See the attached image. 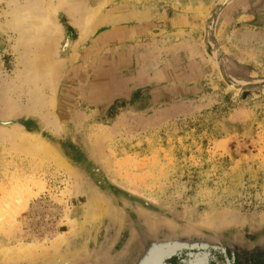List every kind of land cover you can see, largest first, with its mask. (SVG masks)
<instances>
[{"label": "rangeland", "instance_id": "374dc122", "mask_svg": "<svg viewBox=\"0 0 264 264\" xmlns=\"http://www.w3.org/2000/svg\"><path fill=\"white\" fill-rule=\"evenodd\" d=\"M28 1L0 0V264H103L124 238L114 261L135 237L132 215L154 232L206 237L142 234L146 264L184 247L198 249L186 264H207L229 241H262L264 0H101V24L81 41L73 16L95 0H48L64 64L60 132L47 108L29 109V33L11 24ZM117 8L127 24L111 25ZM26 136L49 155L16 150Z\"/></svg>", "mask_w": 264, "mask_h": 264}, {"label": "bare ground", "instance_id": "6f19581e", "mask_svg": "<svg viewBox=\"0 0 264 264\" xmlns=\"http://www.w3.org/2000/svg\"><path fill=\"white\" fill-rule=\"evenodd\" d=\"M64 1L68 2L69 4L73 2V0H63V2ZM49 5L50 4L48 0H29L27 4H25L24 6H21V7L18 6V7L13 8L11 24L14 28H18V31L20 33L19 37H21V35H24L25 34L24 32L29 33L24 43L23 41L20 42V43H23V46L25 47L26 51L24 49L23 50L27 52V56H29L28 58L22 59L25 56L23 54V57L21 58V63L25 66V70H24L25 77L24 78L26 79V82L31 83L33 85V86L31 85V87L33 88L30 91V96H31L30 106L31 107H29V109L33 110L35 108H38V107L40 108L42 106L44 108H47L48 109L47 114L49 112L48 115H50L51 117L53 116L52 121L50 123L51 126L54 127L55 131L60 132L62 129V125L60 124L59 119L56 117L53 110H54V107H56L55 106L56 86H57V82H59L58 79L61 77L64 64H63V61L57 60L54 58V56H56L55 54H56L57 47H58V39H59L58 33L59 32L56 31L55 25L53 23V19L50 15V12L53 10H51L48 14ZM103 5H104L103 1L95 0L93 1L92 6L89 7L90 9L88 8V11L86 12L83 11V13L79 14V17H78V14L76 18L75 16H73V22L77 24V26L80 29V33H81L80 41L85 36H87L88 33H91V31H94L101 24L99 15H100V9L102 8ZM70 10L72 13L75 12V10L77 11V9H74V7H71ZM20 43H18V45H20ZM34 49L35 51H33ZM40 80L41 81L44 80L43 85H41L42 82ZM39 81H40V84L38 83ZM45 85L46 87H48L50 94L43 93L44 89H42L43 88L42 86H45ZM21 138L22 137H20V139ZM16 150H19V152L25 151V152H28V154L31 153L34 155H46V156L49 155V149L47 148L45 143L40 142L39 140H31L27 136L23 138V141L17 146ZM53 160L56 162L58 166L64 167L65 168L64 170H66L67 172H70L69 168L66 167L68 164L65 165L66 164L65 161L63 162V160L61 161L55 157L53 158ZM47 161H48V158H47ZM76 192H79V189H76ZM91 196H89L88 201L84 206L85 213L91 212L97 206L95 197L94 196L91 197ZM76 213L77 212L75 211V209L70 211V214H71V215L69 214L70 218L71 217L77 218ZM93 216H96V215L93 214ZM70 222H72L70 223V228L74 229L76 223L75 222L73 223V221H70ZM58 236L59 238H57ZM57 237H56L57 240L55 241L53 245V247L55 248H58V246H60V244L65 239H67V237L69 236L66 232H63L62 234L57 235ZM30 249L31 248L29 247L28 251ZM16 256H19V255L17 254Z\"/></svg>", "mask_w": 264, "mask_h": 264}, {"label": "water", "instance_id": "95a60500", "mask_svg": "<svg viewBox=\"0 0 264 264\" xmlns=\"http://www.w3.org/2000/svg\"><path fill=\"white\" fill-rule=\"evenodd\" d=\"M112 189L114 190H118L116 189L114 186H112ZM132 218L134 220H132L133 222V230H134V234H135V237L132 239L131 242H129L127 244V247H126V250L125 252H123L119 258H117L116 260L114 261H110L113 255V253L115 252H118V250L121 248V246L124 244V242H126V240L124 238H121L118 242V244L114 247V250L112 249V252L109 251L105 254L104 256V260L106 261L105 263L103 264H146L147 262V257L149 256H146V249L144 248L145 245L143 244L142 242V234L146 235V237H150L153 238V239H157L158 241L160 240H172L174 241L175 239L177 238H182L183 241H187V240H194L196 241V239H198L199 237L201 239L203 238H206L204 236H188V235H182V234H176V235H172L170 236V232L166 231V230H162V231H158V232H154L148 228H146V226L142 223H140L138 220H135L136 219V216L132 215ZM214 237H218V236H214ZM214 237H210V239L214 238ZM220 238V237H218ZM231 242V241H229ZM262 243L264 242V238L263 240L261 241ZM235 243V242H234ZM255 244H259L258 242H255ZM261 244V243H260ZM189 249L194 252V251H198L197 248H186L184 247L182 249L183 250H186V251H189ZM230 251H231V254H233V246L231 245L229 247ZM150 254V253H149ZM181 254V253H179ZM178 254H172L170 256H167V258H165L166 261H168L171 257H174ZM55 264H65L63 263L62 261L61 262H57ZM171 264V263H169ZM208 264V263H207Z\"/></svg>", "mask_w": 264, "mask_h": 264}, {"label": "flooded vegetation", "instance_id": "af4514ba", "mask_svg": "<svg viewBox=\"0 0 264 264\" xmlns=\"http://www.w3.org/2000/svg\"><path fill=\"white\" fill-rule=\"evenodd\" d=\"M230 243L233 246V254H231L229 247L225 248L224 253L213 252L214 257L209 260L208 264H264V242L260 241L259 244L254 242L250 244ZM187 260L188 251L183 250L181 254L171 257L168 262L171 264H186ZM228 260L229 263H227Z\"/></svg>", "mask_w": 264, "mask_h": 264}, {"label": "crops", "instance_id": "0c3cea01", "mask_svg": "<svg viewBox=\"0 0 264 264\" xmlns=\"http://www.w3.org/2000/svg\"><path fill=\"white\" fill-rule=\"evenodd\" d=\"M244 1H245V4H247L249 6L255 0H244ZM121 10L122 9L117 8L116 11H118L119 13L107 15V18H110V22H111L112 26H121V25L127 24L129 22V21H127V19H129V17L127 15L121 14L120 13ZM130 23H135V21L130 22Z\"/></svg>", "mask_w": 264, "mask_h": 264}]
</instances>
